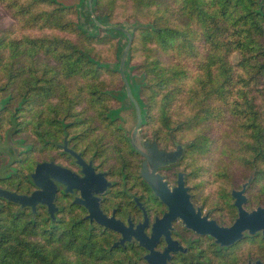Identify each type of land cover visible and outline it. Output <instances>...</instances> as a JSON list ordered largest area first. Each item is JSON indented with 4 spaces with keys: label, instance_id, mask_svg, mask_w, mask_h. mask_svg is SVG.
<instances>
[{
    "label": "flooded vegetation",
    "instance_id": "obj_1",
    "mask_svg": "<svg viewBox=\"0 0 264 264\" xmlns=\"http://www.w3.org/2000/svg\"><path fill=\"white\" fill-rule=\"evenodd\" d=\"M119 90L126 93L123 85ZM131 92L136 98L134 88ZM114 96L118 106L108 109L103 117L52 118L56 133L48 138L43 129L38 144L22 136L13 139L21 124L32 123L30 118L18 117L21 104L17 103L10 116L2 118L7 101H3L6 96L0 97V152L8 154L9 163L22 154L29 162L38 150L46 155L32 159L23 185L0 183V188L19 194L42 189L44 200L33 208L0 195V205L22 208L27 219L38 221L41 216L46 222L44 233H52L62 224L60 233L77 237V250L96 253L97 264H219V251L245 238L249 258L235 264H264V225L243 229L229 244L219 241V226L230 225L238 216L235 192L243 198V209L253 216L258 213L264 222V166L261 182L255 154L249 159L244 180L231 184L225 192L232 213L225 222L219 165L194 162L198 149L192 148L190 127L171 125L170 118L153 123L142 100L137 124L128 94L125 103L117 91ZM169 154L174 157L169 159ZM39 164L46 178L44 186L33 180ZM15 169L9 164L1 166L0 180L11 177Z\"/></svg>",
    "mask_w": 264,
    "mask_h": 264
},
{
    "label": "rangeland",
    "instance_id": "obj_2",
    "mask_svg": "<svg viewBox=\"0 0 264 264\" xmlns=\"http://www.w3.org/2000/svg\"><path fill=\"white\" fill-rule=\"evenodd\" d=\"M59 1L67 5H74L78 0ZM160 1L149 0L150 5L144 9L142 16L129 14L130 18L127 16L132 10L126 0H120L119 3L115 4L103 2L98 4L95 11H107L111 14V22L124 20L123 23L134 29L135 35H132L130 42V45L133 44L129 58V64L132 65L131 74L140 76L145 72L144 67L149 64V61L154 60L157 61L158 65H171L184 71V74L179 73L168 83L163 84L153 83L158 77L152 71L150 80L152 82L142 84L139 95L144 103L146 116L152 118L153 123H158L157 119L170 118L172 119L171 125H188L190 127L189 133L193 140L192 148L198 149L194 153L195 156L192 157L196 164L205 161L208 165H219V191L224 193L219 194V196L222 197V203L225 207L224 221L227 222L232 218V213L225 192L231 184H238L244 180L245 174L248 173L249 159L253 154H255V163L260 168L257 177L261 182L263 178L264 95L261 90L264 85V69L261 68V61L264 58L263 47H261L262 45L250 47L248 52H245V49L239 48L237 45L230 48L221 46L219 54L223 59V66L220 69H213V72H219L221 76H233L231 80L233 85L226 87L230 89V93L233 90V95L234 90L237 89L239 95L247 90L256 94L257 99L254 105L258 108L259 115L254 119L250 118L251 111H248L246 120L250 125L247 126V124H243L245 121L240 117L242 111L235 110L232 116L231 111H225V108L219 107V94L215 91L216 85L202 84L201 77L206 71L197 63V58L208 45L203 38L198 39L199 37L196 36L193 42H176L172 48L163 50L158 46L155 38L138 32L139 28L146 27L145 23L152 19L161 23L168 22L172 15L171 8L174 0H163L164 3L162 4L158 3ZM44 5L47 4L45 2L39 4L40 7ZM40 7L38 8L42 10ZM70 9L73 10L74 6ZM12 14L10 8L0 4V26L10 24L13 19ZM72 16L75 17L74 14ZM40 29L41 34H62L61 31L48 27ZM239 33L244 34L245 31L240 30ZM240 37L244 38V36ZM257 37L255 38L256 41L252 43L264 44V34ZM50 40L51 37L47 42ZM86 45L88 49L100 55L101 60L110 66L98 68L95 65V69L71 71V73H67L68 70L53 71L52 69H44L43 71L29 70V68L0 69V75L5 78L7 73H15L11 83L6 84L7 86L5 84L3 87L0 86V97L9 94L11 96V99L5 104V108L3 107L2 118L9 117L19 98L25 96L27 99L22 101L18 117L30 118L32 123L31 125L21 124L20 131L13 136V139L22 136L38 144L41 143L43 129L47 131L44 135L48 138H52L56 133L57 124L51 120L52 118L103 117L108 109L118 106L119 102L114 96V92L122 86L123 79L118 70L111 68V63L116 60L112 41L105 39H101V41L87 40ZM18 56L15 55V58L18 59ZM36 56L42 57V65H45L46 62L54 64L49 55L43 56L41 53L25 54V62L35 66L33 59ZM19 61L21 60L19 59ZM37 82H41L42 85L37 86ZM35 83L36 85H34ZM31 89H34L36 93L30 96ZM32 96L37 97V99H31ZM241 103L240 97V101L234 102L233 105L241 106ZM132 111L134 112V109ZM42 119H44L42 121L43 126H40L38 122ZM256 122L260 125H257ZM69 132L71 133L72 129H69ZM24 155L22 154L18 161L9 163L8 154L4 151L0 152V167L8 164L10 167H16L15 173L7 179L0 180V183L11 187L18 183L23 185L25 183L24 176L32 168L30 164L32 159H41L46 156L40 154L38 150L37 153H33L31 159L29 157V162H27ZM7 208L14 209L15 205L11 204ZM2 214L6 215V211L4 210ZM5 218L10 220L11 217L7 215ZM36 220H38L37 229L34 233H26L27 238L37 240L43 245V251L52 264H97L96 253L89 254L88 251L77 250V237L60 233L62 224H59L54 232L44 233L43 228L45 226L43 227V224L45 225L46 222L41 216H37ZM20 223L23 225V222ZM258 246L260 247V244ZM247 251L248 239L245 238L237 245L219 251V264H235L238 261L246 260L249 258ZM256 255H258V251Z\"/></svg>",
    "mask_w": 264,
    "mask_h": 264
},
{
    "label": "trees",
    "instance_id": "obj_3",
    "mask_svg": "<svg viewBox=\"0 0 264 264\" xmlns=\"http://www.w3.org/2000/svg\"><path fill=\"white\" fill-rule=\"evenodd\" d=\"M119 1L78 0L74 5H67L59 0H0V4L10 8L13 13L12 22L0 26V69L29 68V70L41 71L52 69L53 71L68 70L67 73H71V71L95 69V65L98 68L100 66L106 68L110 65L103 62L100 55L92 52L86 45L87 40L101 41V39H105L112 41L114 45L116 60L110 63L111 68L118 70L120 56L128 36L122 29L107 25L126 26L131 35H135L134 29L123 23L124 20L111 22V14L107 11L96 12L95 10L98 4L103 2L115 4ZM42 2L47 5L40 7L39 4ZM52 3L54 5H51ZM126 3L130 4L132 10L131 13H128L127 18H130L131 14L142 16L144 9L150 5L149 0H126ZM158 3L162 4L164 1L161 0ZM262 3V0H257V2L256 0H174L171 8L172 15L168 22L161 23L152 19L145 23L146 27L139 28L138 32L155 38L158 46L163 50L172 48L176 42H193L196 36L199 37H197L198 39L203 38L208 45L197 58V63L206 71L201 77L202 84L216 85L215 91L219 94V99L217 98L219 107L225 108V111H231L232 116L235 110L242 111L240 117L245 121L243 124L248 126L250 125L246 120L248 111H251L250 118L254 119L259 115L258 108L254 105L257 99L256 94L247 90L239 95L237 89L234 90L233 95V90L230 93V89L226 88L233 85L231 82L233 76H221L219 72H213V69H220L223 66V59L219 54L221 46L230 48L237 45L248 52L250 47L262 45L264 51V44L252 43L256 41L257 36L264 34V9L260 8ZM73 6L74 9L71 10L70 8ZM73 14L75 17L72 16ZM45 27L59 30L62 34H41L40 28ZM240 30H244L245 33L240 34ZM240 36H244V38ZM49 37L51 40L47 42ZM132 48L133 44L129 46L123 70L130 88H134L139 105L142 101L137 96L140 91L137 88L142 84L152 82L150 81L152 71L158 77L153 82L157 84L168 83L177 74H184V71L178 67L158 65L156 60L149 61V64L144 67L145 72L140 76L131 74L132 65L129 64V58ZM215 50L217 51L215 52ZM6 53H8L7 56ZM28 53H41L43 56L47 54L53 59L54 64L46 62L45 65H42V57L36 56L33 59L35 66H31L25 62L24 58V55ZM15 55H19L18 59L15 58ZM261 68L264 69V58L261 61ZM14 76L13 72L7 73L6 78L0 75V86L3 87L4 84L7 86L6 84L11 83ZM3 77L5 81H3ZM41 85V82H37V86ZM122 85L124 86V83ZM261 90L264 95V85ZM35 93L34 89L30 90V96ZM117 94L122 102L129 101L124 90H118ZM240 97L241 106L233 105L234 102L240 101ZM10 99L9 94L3 98V101L6 102ZM26 99L25 96L20 97L17 104L20 105ZM31 99L36 100L37 97L32 96ZM256 124L260 125L258 122ZM9 205L11 204L0 205V264H52L43 251V245L37 240L27 238L26 233H34L37 229V221L33 218L27 219L22 208H7ZM4 210L6 215L2 214ZM7 215L11 217L10 220L5 218ZM20 222H23V225Z\"/></svg>",
    "mask_w": 264,
    "mask_h": 264
},
{
    "label": "water",
    "instance_id": "obj_4",
    "mask_svg": "<svg viewBox=\"0 0 264 264\" xmlns=\"http://www.w3.org/2000/svg\"><path fill=\"white\" fill-rule=\"evenodd\" d=\"M107 26L118 27L119 29H122L128 36L127 43L124 46L123 51L120 56L118 71L120 72L121 77L123 79V83L126 88V93L131 98L133 105L135 107L136 114H137V124H138L141 120L140 105L138 103V100L133 96L131 92L128 79L125 76L124 70H123L125 58L129 50L132 35H131L130 30L126 26L124 27L116 26V25H107ZM169 155L170 156H167L169 159H172L171 157H174L173 155L171 156V154ZM41 166L42 165L39 164L36 167L35 172L33 173V180L38 186H44V183H45L44 182L45 177L43 174H41ZM234 194L236 196L235 204L238 206V216L235 218V220L230 225L219 226V241L224 245L233 242L235 239L241 236L243 229H246V228L253 229V227L259 228L260 226L262 227V225H264L263 217L259 215L258 213H256L253 216L247 210L243 209V207L241 206L243 198L240 197L238 192H235ZM0 195L10 200L17 201L21 205H31L33 208L38 201L44 200L42 189H36L30 195H27V194H19L15 191H10L7 189L0 188ZM51 199L52 197L47 199L49 203V208L53 206V204L51 203ZM246 264H249V263H246ZM256 264H262V263H260V261H256Z\"/></svg>",
    "mask_w": 264,
    "mask_h": 264
}]
</instances>
